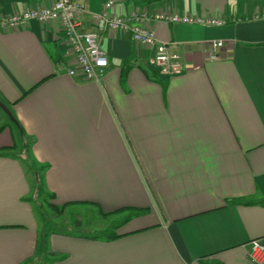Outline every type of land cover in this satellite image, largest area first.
I'll return each mask as SVG.
<instances>
[{
  "label": "crops",
  "instance_id": "1",
  "mask_svg": "<svg viewBox=\"0 0 264 264\" xmlns=\"http://www.w3.org/2000/svg\"><path fill=\"white\" fill-rule=\"evenodd\" d=\"M106 1L83 0L85 29L102 27L93 14ZM50 3L0 0V18ZM107 12L174 42L187 69L161 75L153 49L100 30L109 64L100 82L87 81L68 74L74 60L60 21L0 27V98L25 134L0 133V148L17 146L0 156V264H256L264 0H119ZM160 12L228 23L155 20ZM211 40L226 42L217 60L208 59ZM36 178L58 207H90L103 219L128 213L115 220L121 236L42 231Z\"/></svg>",
  "mask_w": 264,
  "mask_h": 264
},
{
  "label": "built area",
  "instance_id": "2",
  "mask_svg": "<svg viewBox=\"0 0 264 264\" xmlns=\"http://www.w3.org/2000/svg\"><path fill=\"white\" fill-rule=\"evenodd\" d=\"M119 0H107L106 10L93 14L97 24L102 22V27L85 29L80 20L81 15L86 11L83 0H51L49 5L30 7L22 12L14 13L0 18L1 28L24 27L31 20L41 22L58 20L66 42L72 52V66L68 69L71 76L81 75L87 81L100 82L108 67V57L102 49L99 39L100 30L125 31L130 33L134 42L153 49L152 64L159 74L171 75L187 69L182 55L177 51L173 42H162L158 39L152 29L133 25L131 17L109 14L108 9L112 8ZM154 19L171 23L188 24H209L223 26L228 23L224 18H209L193 16L190 14H170L160 12L154 14ZM224 40L209 41L210 54L208 59L217 60L221 56L220 49L224 48ZM249 257L256 264L264 263V239L258 238L250 243Z\"/></svg>",
  "mask_w": 264,
  "mask_h": 264
},
{
  "label": "rangeland",
  "instance_id": "3",
  "mask_svg": "<svg viewBox=\"0 0 264 264\" xmlns=\"http://www.w3.org/2000/svg\"><path fill=\"white\" fill-rule=\"evenodd\" d=\"M2 118H6L0 113ZM30 138L25 139V145H29ZM29 148V146H28ZM29 155V152L27 153ZM25 153L24 155L27 156ZM50 195L39 185L38 190L34 191V201L36 202L38 213L42 211L40 217L41 229L44 232L63 231L79 234H90L96 237H107L111 234H117L120 226L115 220L126 216L128 213H122L116 217L103 219L99 214L90 207H67L61 213L54 212L49 204L52 199ZM114 220V221H113ZM80 221L81 226H77L76 222ZM44 262V260H42ZM33 263V262H32ZM43 264H51L44 262Z\"/></svg>",
  "mask_w": 264,
  "mask_h": 264
},
{
  "label": "trees",
  "instance_id": "4",
  "mask_svg": "<svg viewBox=\"0 0 264 264\" xmlns=\"http://www.w3.org/2000/svg\"><path fill=\"white\" fill-rule=\"evenodd\" d=\"M1 100H2V102H4L5 104H6V106L11 110V108L9 107V105H8V103L4 100V99H2V98H0ZM12 111V110H11ZM0 113H2V114H4L5 115V117L7 118V122H5V123H0V133L3 131V130H5L7 127H9V128H11V127H17L18 129H20V131L22 132V135H25L24 134V130H23V128L20 126V125H16L14 122H12L10 119H9V117L3 112V110L0 108ZM13 113V112H12ZM14 115V114H13ZM15 117V116H14ZM17 146L16 145H14V146H12V147H6V148H0V156H3V155H8L10 152H13L15 149H17L16 148ZM29 152V150H28V144L27 145H24V147H23V153L25 154H27ZM27 156H28V154H27ZM39 180L36 178V182H35V191L36 190H38V188H39ZM50 198H53V195H50ZM49 207L54 211V212H58V213H61L63 210H64V208H65V206H63V207H58V206H56V205H54V204H52V203H50L49 204ZM42 214V213H41ZM121 235L120 234H111V235H109V236H107L106 238H110V239H112V238H117V237H120ZM45 235H43L42 236V242L40 243V245H39V250H43L44 249V240H45ZM24 264H37V263H32V262H27V263H24Z\"/></svg>",
  "mask_w": 264,
  "mask_h": 264
},
{
  "label": "water",
  "instance_id": "5",
  "mask_svg": "<svg viewBox=\"0 0 264 264\" xmlns=\"http://www.w3.org/2000/svg\"><path fill=\"white\" fill-rule=\"evenodd\" d=\"M0 108L3 110V112L9 117V119L14 122L17 126L19 125L17 119L14 117L12 111L6 106L4 102L0 99Z\"/></svg>",
  "mask_w": 264,
  "mask_h": 264
}]
</instances>
